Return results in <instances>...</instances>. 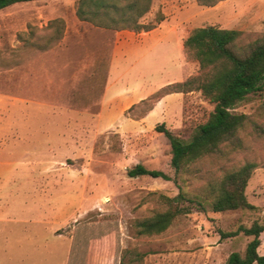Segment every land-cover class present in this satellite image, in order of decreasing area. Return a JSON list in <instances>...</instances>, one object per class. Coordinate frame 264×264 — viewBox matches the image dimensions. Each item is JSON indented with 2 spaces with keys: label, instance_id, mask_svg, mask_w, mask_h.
<instances>
[{
  "label": "rangeland",
  "instance_id": "obj_1",
  "mask_svg": "<svg viewBox=\"0 0 264 264\" xmlns=\"http://www.w3.org/2000/svg\"><path fill=\"white\" fill-rule=\"evenodd\" d=\"M76 1L34 0L0 9V228L12 230L0 232V243L6 236L24 239L45 219L51 234L68 239V264H120L124 249L127 263L140 253L136 264H227L228 255L242 254L251 237L220 232L264 222V92L233 108L249 123L228 159L206 157L177 184L129 177L126 170L137 163L173 176L169 142L155 127L163 123L187 140L213 103L199 90L171 94L164 120L157 119L158 111L143 119L151 94L170 82L176 67L184 80L198 73L197 62L184 51L180 60L171 35L139 41L133 31L79 20ZM158 18L187 30L208 24L239 30L237 52L264 38V0L212 6L151 0L143 20ZM133 88L134 96L145 95L143 101L126 107L112 101ZM246 161L256 163L245 187L254 209L214 212L207 203L203 211L191 205L164 231L134 235V220L161 208L151 192L172 197L179 185L193 197L223 170ZM257 251L264 254V231Z\"/></svg>",
  "mask_w": 264,
  "mask_h": 264
},
{
  "label": "trees",
  "instance_id": "obj_2",
  "mask_svg": "<svg viewBox=\"0 0 264 264\" xmlns=\"http://www.w3.org/2000/svg\"><path fill=\"white\" fill-rule=\"evenodd\" d=\"M26 1L34 0H0V9ZM218 1L221 0H195L202 6H212ZM150 5L151 0H77L74 12L79 20L96 27L140 32L154 28L161 20L158 18L153 23L144 22L143 16L149 11ZM240 34L239 30L212 24L193 27L188 31L182 41L183 51L186 58L197 62L198 73L160 87L151 94L152 104L146 112L166 94H185L193 90H199L204 98L213 103V109L207 119L193 129L187 140L174 135L163 123L155 127L169 142L173 176L159 169L147 168L141 163L127 169V176L160 177L177 184L182 176L196 173L195 166L204 158L216 156L228 159L229 154L241 146L237 134L247 126L249 120L246 114L235 112L233 108L250 94L264 92V38L248 50L237 52L235 46ZM255 167V162L246 161L235 168L225 169L193 197L185 195L179 185L178 192L172 197L151 192L156 195L155 199L161 208L146 217L135 219L134 235H152L164 231L175 218L189 213L191 205L203 211L207 203L214 212L254 209L255 206L247 200L245 187ZM263 231L264 222L254 221L249 226H239L233 232H220L221 237L238 232L251 237L242 254L234 251L228 255L227 264H264V254L257 251ZM127 252L128 249H124L123 255ZM123 255L120 264H136L142 259V254L137 253L127 263L123 261Z\"/></svg>",
  "mask_w": 264,
  "mask_h": 264
},
{
  "label": "crops",
  "instance_id": "obj_3",
  "mask_svg": "<svg viewBox=\"0 0 264 264\" xmlns=\"http://www.w3.org/2000/svg\"><path fill=\"white\" fill-rule=\"evenodd\" d=\"M188 31L189 30L182 27L167 25L166 21H160L150 30L133 33L136 34V38H138L139 41L146 38L159 39L162 36L171 35L176 49L181 52V60L183 58L182 41ZM112 65L113 64L110 65V69ZM176 68V72L172 74L170 82L168 83L182 81L185 77L184 71L181 68L179 69V66ZM178 72L182 73L180 78L175 77ZM135 91L134 88L127 89L122 95H116L115 98L117 99L113 97L112 101L118 103L120 107L123 105L124 107L130 106L134 102H138L145 97V95L140 96V94H135L134 96L133 93ZM171 94L174 96H183L181 92L164 95L146 112L143 119L148 118L150 114L158 111L157 119L164 120L167 115L165 99ZM46 222L49 221L42 219L35 222L36 225L29 229V233H26V236H24L22 240L19 239L14 241L12 238H7V236L6 238L4 237L3 242L0 243V264H68L71 251V246L68 245V239L62 237V240H60L56 235L51 234L49 228L45 226ZM5 230L9 232L8 235L12 234L11 229L0 228L1 233L5 232Z\"/></svg>",
  "mask_w": 264,
  "mask_h": 264
}]
</instances>
